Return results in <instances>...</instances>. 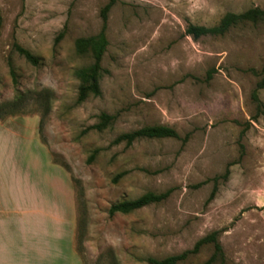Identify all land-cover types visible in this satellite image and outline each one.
I'll return each mask as SVG.
<instances>
[{
  "label": "rangeland",
  "instance_id": "obj_1",
  "mask_svg": "<svg viewBox=\"0 0 264 264\" xmlns=\"http://www.w3.org/2000/svg\"><path fill=\"white\" fill-rule=\"evenodd\" d=\"M107 1L0 0V141L21 165L40 163L27 179L42 194V243L37 259L28 245L27 264H149L210 233L223 264H264V89L255 103L249 71L264 68V20L221 36L185 32L225 12L264 9V0H113L100 93L77 102L74 70L92 57L74 40L99 31ZM101 113L112 119L95 128ZM153 124L184 142L112 143ZM168 189L160 202L108 213L115 202ZM212 251L202 244L177 264H207ZM21 263L15 254L11 264Z\"/></svg>",
  "mask_w": 264,
  "mask_h": 264
},
{
  "label": "trees",
  "instance_id": "obj_2",
  "mask_svg": "<svg viewBox=\"0 0 264 264\" xmlns=\"http://www.w3.org/2000/svg\"><path fill=\"white\" fill-rule=\"evenodd\" d=\"M113 0H108L99 10V16L101 19V26L99 31L91 36L79 37L74 40V47L78 53H84L89 51L91 53L92 62L86 66H82L74 70L76 78L79 80L77 98L76 101H82L87 95H98L99 91V79L102 73V67L100 64L101 55L107 45V40L105 38L104 30L106 26V13L110 6L112 5ZM264 20V9L260 8H248L242 12H225L218 20V22L211 26L203 25H194L188 24L185 32L186 34L191 35L192 38H198L203 35L210 36H221L223 35L230 27L239 24V23H256L258 21ZM12 48L21 55L27 62L32 65H37L39 60L36 56L31 54L28 50L23 48L17 43L12 44ZM251 74L256 76L254 87L251 91V99L255 103H259L256 92L259 89H264V68L260 70L249 69ZM100 121L99 124H96L94 127L99 128L104 123L112 119V116L105 113L99 115ZM140 138H176L181 139L184 142L185 138H180L178 133L171 127L161 124L153 125H143L134 130L121 133L117 135L112 143L124 142L126 145L130 144L132 141ZM96 150L93 151V154ZM92 155L89 156V160L92 158ZM170 190H165L163 192L154 193V192H145L134 199L130 200H121L111 204L108 208V213L113 214L115 212L119 213H128L132 210L139 209L143 206H146L150 203H156L164 200ZM214 189H212L210 196L213 194ZM211 243L213 251L206 261L207 264L219 259L222 263V251L219 243L215 238L214 233L205 235L194 242L190 249L183 250L176 254H171L164 256L162 258L147 257L146 261L149 264H177L179 261L185 259L189 254L195 253L198 248L205 243Z\"/></svg>",
  "mask_w": 264,
  "mask_h": 264
},
{
  "label": "crops",
  "instance_id": "obj_3",
  "mask_svg": "<svg viewBox=\"0 0 264 264\" xmlns=\"http://www.w3.org/2000/svg\"><path fill=\"white\" fill-rule=\"evenodd\" d=\"M2 125L0 121V129ZM32 133H37V124L32 126ZM8 143L0 141V264H11L15 254L21 264H27L28 245L31 250L35 249L33 254L37 259L42 243V237L38 238L43 228L42 194L37 195L33 187L29 190L31 184L27 179V175H37L40 163L36 157H31L25 166L21 165L10 149L5 153L12 146ZM38 144L43 146L39 140Z\"/></svg>",
  "mask_w": 264,
  "mask_h": 264
}]
</instances>
